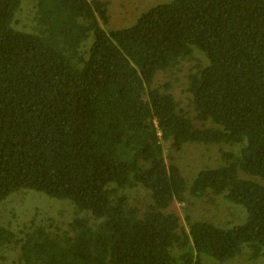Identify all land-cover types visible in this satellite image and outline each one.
<instances>
[{
  "label": "trees",
  "instance_id": "1",
  "mask_svg": "<svg viewBox=\"0 0 264 264\" xmlns=\"http://www.w3.org/2000/svg\"><path fill=\"white\" fill-rule=\"evenodd\" d=\"M0 0V201L22 188L68 199L65 227L0 226L14 264H202L264 252V0H171L106 29L107 0ZM177 69L182 93L162 71ZM190 95V96H189ZM224 143L190 196L247 210L233 227L171 208L186 182L170 149ZM187 209V208H186ZM3 258L0 253V259Z\"/></svg>",
  "mask_w": 264,
  "mask_h": 264
},
{
  "label": "rangeland",
  "instance_id": "2",
  "mask_svg": "<svg viewBox=\"0 0 264 264\" xmlns=\"http://www.w3.org/2000/svg\"><path fill=\"white\" fill-rule=\"evenodd\" d=\"M108 1V22L106 29H119L133 25L141 13L149 7L171 0H107ZM34 0H25L22 9L17 16V26L32 30L35 21L32 18L34 13ZM170 79L174 84V93L177 97L183 98V105L189 104L190 100L183 89L182 73L175 69L171 71H160L154 77V82ZM190 96V95H189ZM235 146L224 143H200L184 142L174 148L172 142L165 143V148L170 149L173 162L176 163L186 182L184 201H176L171 208L176 209L183 223L184 213L191 214L192 220H202L222 227H233L247 220L248 214L245 207L240 204L231 203L221 195L208 193L200 197L190 196L189 186L197 175V172L204 168H215L223 164L222 151L234 150ZM243 178H249L264 184V178L252 175L241 170L238 171ZM80 211L77 205L68 200L49 196L33 188H22L10 193L4 200L0 201V226L19 231L41 223H54L61 228L65 227L72 216L76 214L75 209ZM187 208V209H186ZM3 258L0 264H14L19 253L9 245L0 251ZM202 264H264V252L257 258L251 257V249L246 247L236 257L225 261H217L211 257L201 258Z\"/></svg>",
  "mask_w": 264,
  "mask_h": 264
}]
</instances>
